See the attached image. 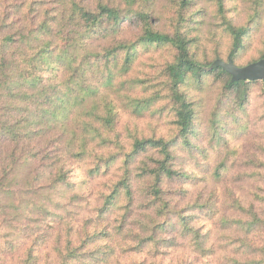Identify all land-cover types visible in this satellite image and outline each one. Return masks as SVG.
<instances>
[{"label": "trees", "instance_id": "obj_1", "mask_svg": "<svg viewBox=\"0 0 264 264\" xmlns=\"http://www.w3.org/2000/svg\"><path fill=\"white\" fill-rule=\"evenodd\" d=\"M264 0H0V264H264Z\"/></svg>", "mask_w": 264, "mask_h": 264}, {"label": "water", "instance_id": "obj_2", "mask_svg": "<svg viewBox=\"0 0 264 264\" xmlns=\"http://www.w3.org/2000/svg\"><path fill=\"white\" fill-rule=\"evenodd\" d=\"M214 65L221 66L232 75L233 81L239 80H262L264 82V58L244 66L236 65L232 59L223 61L218 59Z\"/></svg>", "mask_w": 264, "mask_h": 264}]
</instances>
